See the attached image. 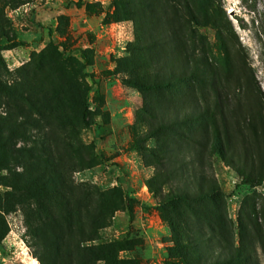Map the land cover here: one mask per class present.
<instances>
[{
  "label": "trees",
  "instance_id": "1",
  "mask_svg": "<svg viewBox=\"0 0 264 264\" xmlns=\"http://www.w3.org/2000/svg\"><path fill=\"white\" fill-rule=\"evenodd\" d=\"M195 1L116 0L113 20L132 21L136 35L128 45V55L117 60L115 72L126 76L123 81L128 87L141 92L148 127L145 139L157 142L154 149L144 148L143 154L151 162L149 166L160 171L147 184L161 198L159 207L173 234L174 245L168 251L171 264H249L248 257L229 245L230 229L219 208L203 214L211 221L210 229L216 227L225 241L223 250L213 252L215 259L204 254L211 238L201 231L192 234L193 226L180 210L181 206L194 210L196 205L216 204L222 196L205 168L206 160L216 158L231 168L239 178L236 188L264 184V94L246 61L234 59L231 38L217 30L218 58L197 35L203 15L214 28L218 23L214 14L203 9L212 0ZM1 15L0 9V42L4 44L11 39ZM53 44L49 52L37 56L46 70L59 66L56 83L40 96L32 94V78L23 76L12 86L0 80V92L9 109L6 117L0 116V169L10 172L0 178V185L12 188L0 196V242L8 232L2 212L20 206L32 237L49 255L48 260L41 258L42 264H136L121 259L120 252L128 249L125 243L87 244L100 241L99 231L109 225L120 197L85 186L74 191L70 184L67 176L76 163L88 165L94 157L101 158L71 142L81 128L91 125L87 121L88 89L78 76L92 61L85 53L84 64L68 59ZM49 122L59 127L54 144L32 134L33 128L41 129ZM19 140L33 144L17 148ZM177 178L185 183L161 196L164 186ZM127 202L131 211L133 200ZM257 213L251 206L244 211V219L264 253V210L261 222ZM247 223H241L242 240Z\"/></svg>",
  "mask_w": 264,
  "mask_h": 264
},
{
  "label": "rangeland",
  "instance_id": "2",
  "mask_svg": "<svg viewBox=\"0 0 264 264\" xmlns=\"http://www.w3.org/2000/svg\"><path fill=\"white\" fill-rule=\"evenodd\" d=\"M19 1L20 4L14 8L17 0H0L1 17L11 39L4 44L0 42L1 81L12 86L23 76L25 79L32 78L29 79L31 87H35L32 94L40 96V92L57 80L59 66L56 65V70H46L37 58L42 52H49L51 42L68 59L71 57L84 64L85 53L92 61L84 74L78 76L79 82L88 89L87 121L91 125L81 128L77 138L71 142L74 146L82 145L90 154L97 152L101 158L94 157L88 165L76 163V168L67 177L74 191H80L85 186L101 192H115L120 199L109 225L99 231L100 241L93 240L87 244L118 241L128 247L120 252L121 259H131L136 264H171L173 260L168 251L174 245L173 234L160 210L161 198L154 195L147 184L160 171L156 166H149L151 162H146L143 154L144 148L154 149L157 142L145 139L148 127L144 121L141 92L128 87L123 81L126 76L115 72L117 60L128 55V45L135 40L134 23L113 20L116 0ZM203 9L216 16L218 26L214 28L206 20L208 17L203 15L197 35L206 40L208 49L218 58L221 53L216 39L217 30L231 38L234 59L242 57L246 61L264 94V0H212L209 7ZM8 111L6 99L0 92V116L6 117ZM32 130L34 136L40 134L44 141L51 144L59 139V127L54 122ZM182 132L190 134L189 130ZM32 144L31 141L19 140L16 147H31ZM208 164L211 167L208 168ZM205 168L221 189L222 196L217 206L206 203L194 206V210L180 207L190 226H193L192 234L201 231L211 238L205 257L215 259L213 252L225 247L220 231L216 227L212 231L211 221L203 216L206 211L213 212L219 208L230 229L229 245L248 257L249 264H264L263 249L253 237L252 226L244 219V211L255 206L257 220L261 222L264 184L236 188L239 181L237 174L216 158L212 162L206 160ZM22 170L16 167L17 172ZM9 174V170L0 169V178ZM180 182L181 178L172 180L164 186L161 196L173 191ZM7 191H12V188L0 185V196L3 197ZM127 199L133 200L131 211ZM2 214L8 232L0 242V264H32L33 260L42 264L41 258L49 259L32 237L22 207ZM242 222L247 223L248 229L243 240L240 233Z\"/></svg>",
  "mask_w": 264,
  "mask_h": 264
},
{
  "label": "bare ground",
  "instance_id": "3",
  "mask_svg": "<svg viewBox=\"0 0 264 264\" xmlns=\"http://www.w3.org/2000/svg\"><path fill=\"white\" fill-rule=\"evenodd\" d=\"M32 264H38L36 260H33Z\"/></svg>",
  "mask_w": 264,
  "mask_h": 264
}]
</instances>
